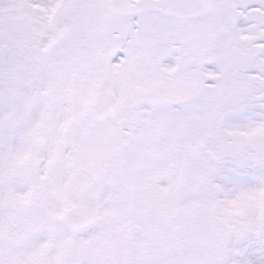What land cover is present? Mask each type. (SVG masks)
Returning <instances> with one entry per match:
<instances>
[{"label": "snow or ice", "instance_id": "obj_1", "mask_svg": "<svg viewBox=\"0 0 264 264\" xmlns=\"http://www.w3.org/2000/svg\"><path fill=\"white\" fill-rule=\"evenodd\" d=\"M0 264H264V0H0Z\"/></svg>", "mask_w": 264, "mask_h": 264}]
</instances>
